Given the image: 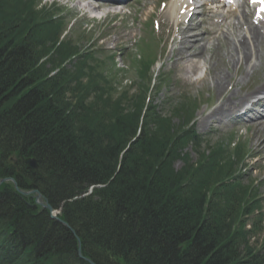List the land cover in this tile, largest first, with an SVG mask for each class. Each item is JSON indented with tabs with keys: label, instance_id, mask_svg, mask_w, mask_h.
Here are the masks:
<instances>
[{
	"label": "trees",
	"instance_id": "trees-1",
	"mask_svg": "<svg viewBox=\"0 0 264 264\" xmlns=\"http://www.w3.org/2000/svg\"><path fill=\"white\" fill-rule=\"evenodd\" d=\"M45 14L35 10V0H0V178H14L24 191L37 189L54 208L64 203L61 219L95 264H264L242 228L232 231L238 216L220 208L222 193L205 202L226 168L212 173L213 159L175 172L180 156L170 144L184 146L188 138L147 136L146 126L126 149L137 128L136 97H103L99 88L101 95L87 104L96 83L76 87L78 69L70 74L62 67L74 53L64 45L54 50L58 23ZM52 50L50 69L37 67ZM79 89L86 108L65 101ZM26 158L37 160L34 173ZM224 218L232 220L228 230ZM0 264L87 263L77 257L68 229L3 184Z\"/></svg>",
	"mask_w": 264,
	"mask_h": 264
},
{
	"label": "rangeland",
	"instance_id": "rangeland-1",
	"mask_svg": "<svg viewBox=\"0 0 264 264\" xmlns=\"http://www.w3.org/2000/svg\"><path fill=\"white\" fill-rule=\"evenodd\" d=\"M132 1H131L132 3L129 2L131 3L130 5L129 3L127 4L129 5L128 6L129 9L124 11L128 13V15L126 14V16H123V15L118 16V18H116L115 21L114 20L109 21V19H107L104 22L101 21L98 23L96 22L88 23V21L85 20V17L77 18L78 15L75 12H77L76 9H78L77 7L78 3L76 2L74 3L71 2L67 4L66 0H44L41 2L42 3L41 5L50 6L53 3L56 5H65L66 9L61 17L62 22L64 23V26H65L64 28L65 32H64V35L61 36V39L62 41L65 40V41L70 42L69 45L77 48L76 51L80 53V56L84 57V60H85L86 56L88 55L86 48L89 46H90V50L93 53L96 52V55H99L100 58H105V59L108 58L112 54L113 51H110V50L114 49V51H116V48H119L120 46L128 47L129 51L131 50L129 55L136 54L137 50L135 46L133 47V45L135 44V42H137L138 38L142 36V31H143L142 23H144V20L148 17V12L150 11V8H153V10L155 8H158V5L162 0H132ZM136 1H139V2L135 4ZM105 13L106 11L105 12L102 11L101 13H98V15L100 16L101 14L103 15ZM82 33H85L84 36H82ZM217 44L219 48L217 47ZM225 50L226 49L223 46V43L220 40H216L215 37H212V40H210L208 49L205 52L206 54L204 55L209 54L212 58L211 61L218 60L219 58L224 59L222 55L225 52ZM262 53H264L263 50H262ZM116 61L119 63L117 64V67L119 68L120 66H122L124 70L126 71L125 73L126 76H124L126 81L123 82V85L127 83V85L130 86L131 91L129 95H131L132 93H136L137 90L134 84H138V82H140V78L137 76L136 72L134 71L132 62L130 64V58H128L125 55L124 58L122 57L117 58ZM88 62H89V58H88ZM257 63L261 66V72L264 71L263 63H260V62H257ZM123 64L125 67L123 66ZM219 64L220 63L217 64L214 70L225 68L223 65L221 64L219 65ZM36 66L40 68L42 66V61L40 60V62H38ZM196 66L198 69L195 68L192 70L190 64L188 62H185L184 59H183V62H179L176 64L170 63V64L164 65L163 67L164 69H162V71H164L165 73H168L167 70L170 71L171 80H170V83L166 85L167 92L163 89V91L160 92L158 96L157 94L154 93L155 99L152 100L154 104H160L161 100L164 99L163 96H166L168 93H171L176 98L178 97V94L183 95L185 96V99L187 98V100H189V103H193L195 101V99L193 98H196L202 104L205 103L208 99H210L209 96H212L213 99H216L213 93L209 95V89L212 87L211 79L207 77L205 82H199L197 80L198 78L201 77L202 72L200 69L201 65L196 64ZM65 68L68 71H72V70L74 71V68L73 66H71L70 63L68 64L66 63ZM125 68H127V70ZM229 70H230V73H232V76L235 77L232 66L229 68ZM98 72L100 74L99 70ZM85 74H89V77H97L94 74L92 73L90 74L86 71H85ZM49 75H53V73L50 72ZM116 81H114L113 83L115 84ZM261 81L262 79L258 81V75L253 76L251 86L247 88H243L242 92L253 90L257 86H259ZM76 86H78V84ZM177 90H179V92H177ZM122 93H123V87L118 86L116 88L115 97L118 95H121ZM84 94L86 93L81 90L79 92L78 91L70 92L69 94L65 96V101L67 102L70 101L73 107L80 108L81 106L79 105H83V107L86 108L87 104L92 103L94 97L91 96L90 94L87 95V100H86L87 104H85L84 102H82V96H84ZM93 95L96 96V94L94 93ZM165 127L166 128L163 129V133L161 134V137H165L167 132L171 134L172 130L176 131L177 129L176 127H178V122L177 120H172V122L166 123ZM196 129L199 133H202V134H205L208 132V129L205 128L204 126H200V124L196 125ZM242 133L244 134V132H241L239 135H243ZM219 137H221L220 133H216L213 131L210 133L208 137H205L204 139L210 140L209 142H211V145H213L214 142L218 140ZM261 137L262 135L258 136L254 134L253 136L252 132L246 131L245 135H243L240 138L246 144L244 150L248 149L249 151L253 153L251 154L252 156L250 157V160L247 161L248 163L247 166H245V170H244L245 174L243 176V182H242L244 185L242 186L243 188H245L246 184H250L251 181L255 182L257 187L254 189L252 195L259 198V203L257 205L262 206L263 213H264V148H262L261 152L258 153V155L256 154L257 151L255 148L257 141ZM221 144L222 145H219L218 147L220 149L222 148L223 150L226 144L225 143H221ZM201 147L202 149H205L206 145L205 144L201 145ZM185 151H187L188 155H190L192 163H194L198 159V156L195 153L194 149L191 147V145L185 146V150L182 149L179 153L183 155ZM254 157H256V159H254ZM173 167L175 168L174 170L175 172L177 171L180 172L181 169L184 167V163L181 160L175 161L173 163ZM235 168L236 167H234L233 169ZM206 191L207 192H205L206 195H204V199L206 200L205 202L211 201L210 204H212V201H213L212 199L215 197L214 195L216 192H218V194L219 193L223 194L221 190H217L214 193V195L213 193L210 194L209 190H206ZM237 191L238 190L234 189L232 192L230 191L228 192L229 194H233V193H236ZM222 194H221V198L219 197L217 198V199H220V208H226L227 211H231L230 213H232L233 215L237 214L238 216L239 212L238 210L234 209L235 208L234 202L225 204V201H227V198H230V196L225 192L223 196ZM40 201L42 202V204L44 203L43 199H40ZM253 218H254V215L243 216L241 221H238L240 222L239 228L243 227L244 225L246 229H250V226L253 223L252 221ZM230 221L232 220H228L224 218L225 226H227L226 230L230 228ZM236 222L237 220L235 221V223ZM257 225L259 226V228L258 229L254 228L255 233L252 235L250 239H248V244L251 246V248L254 251H257V250L259 251L261 249L260 247L261 244L264 242V222L261 221Z\"/></svg>",
	"mask_w": 264,
	"mask_h": 264
},
{
	"label": "bare ground",
	"instance_id": "bare-ground-1",
	"mask_svg": "<svg viewBox=\"0 0 264 264\" xmlns=\"http://www.w3.org/2000/svg\"><path fill=\"white\" fill-rule=\"evenodd\" d=\"M214 0H194L195 4H199V5H205L207 3H212ZM241 19L243 21V19H246V18H243V14H240L239 18H238V26L241 24ZM192 27L191 26H188L187 28V31L188 33H186L184 35V40L186 39V41H188L187 39H190V38H194L196 36H191V32L189 31H192ZM205 34V33H203ZM202 34V35H203ZM249 34L251 35V39L253 40L254 38H260V34H259V31L257 30V28L255 27H252L249 31ZM241 49H238L237 47H233V49H228L226 50V55H227V64L230 65L231 63H235L237 64L239 61L241 62H245L246 65H247V68H249V71L251 72H254L256 70V67L255 65H250V55L254 52L253 49L251 50V48L248 47V45L245 43V42H242L241 44ZM187 51H191L188 53V57L190 58H196L198 56H200L199 53H196L192 48L190 50V48L187 50ZM204 51H202L203 53ZM186 56V62H189L190 66L192 67H195L194 63L191 62V60ZM184 59V58H182ZM220 62V61H219ZM221 62H223L221 60ZM216 64V63H215ZM214 64V66H215ZM230 78V75L229 73H222L221 70H218L212 80L214 81V88H215V91L217 93H223L224 91V88L223 87V84H225L226 81H228V79ZM240 82L238 81L236 83V85H239ZM262 89H264V85L261 87ZM236 96V93H231L227 96L226 100L222 103V105L218 108V109H215L208 117L207 119H210V118H228L229 117V114L230 112L235 109L237 107V102L236 101H233L234 97ZM244 98H241L238 102H241ZM262 103V101L260 102ZM249 127H252L253 128V133L255 135H258V136H261L262 137L257 141V144L256 146L258 148H264V123H255V124H250ZM71 233V232H70ZM72 234V233H71ZM72 236L78 240V237L73 235ZM79 241V240H78ZM80 246L82 247L81 243H80Z\"/></svg>",
	"mask_w": 264,
	"mask_h": 264
},
{
	"label": "water",
	"instance_id": "water-1",
	"mask_svg": "<svg viewBox=\"0 0 264 264\" xmlns=\"http://www.w3.org/2000/svg\"><path fill=\"white\" fill-rule=\"evenodd\" d=\"M26 163H27V168H29V169H34L36 166V162L34 160H30V161L28 160V161H26ZM16 190L19 193H21L22 195L36 194V203L39 204L40 206H42L44 209L48 210L49 212H52V208L48 204L45 206L42 204V202L40 201L41 197L37 191H32L29 193H23L22 191L18 190L17 188H16ZM51 217L53 218L52 215H51ZM59 222L62 223V225H64L65 227H67L72 232V234H74V232L68 227V225H66L65 223H63L61 221H59ZM79 254H80V250H79Z\"/></svg>",
	"mask_w": 264,
	"mask_h": 264
}]
</instances>
